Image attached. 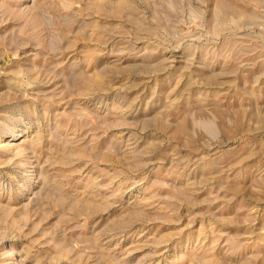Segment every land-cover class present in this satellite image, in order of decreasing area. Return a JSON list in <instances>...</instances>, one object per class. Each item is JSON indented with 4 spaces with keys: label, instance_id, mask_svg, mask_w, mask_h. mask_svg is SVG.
Wrapping results in <instances>:
<instances>
[{
    "label": "rangeland",
    "instance_id": "obj_1",
    "mask_svg": "<svg viewBox=\"0 0 264 264\" xmlns=\"http://www.w3.org/2000/svg\"><path fill=\"white\" fill-rule=\"evenodd\" d=\"M0 264H264V0H0Z\"/></svg>",
    "mask_w": 264,
    "mask_h": 264
}]
</instances>
